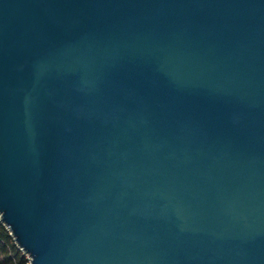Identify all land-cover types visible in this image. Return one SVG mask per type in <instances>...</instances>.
Listing matches in <instances>:
<instances>
[{
	"label": "water",
	"instance_id": "95a60500",
	"mask_svg": "<svg viewBox=\"0 0 264 264\" xmlns=\"http://www.w3.org/2000/svg\"><path fill=\"white\" fill-rule=\"evenodd\" d=\"M0 222L27 264H264V0H0Z\"/></svg>",
	"mask_w": 264,
	"mask_h": 264
},
{
	"label": "trees",
	"instance_id": "16d2710c",
	"mask_svg": "<svg viewBox=\"0 0 264 264\" xmlns=\"http://www.w3.org/2000/svg\"><path fill=\"white\" fill-rule=\"evenodd\" d=\"M28 259L0 222V264H27Z\"/></svg>",
	"mask_w": 264,
	"mask_h": 264
},
{
	"label": "rangeland",
	"instance_id": "374dc122",
	"mask_svg": "<svg viewBox=\"0 0 264 264\" xmlns=\"http://www.w3.org/2000/svg\"><path fill=\"white\" fill-rule=\"evenodd\" d=\"M26 255V254H25ZM27 257V256H26ZM28 259V258H27Z\"/></svg>",
	"mask_w": 264,
	"mask_h": 264
}]
</instances>
